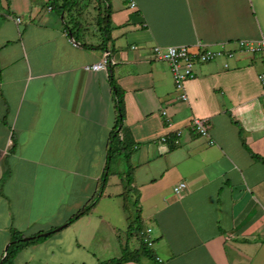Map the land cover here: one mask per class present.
Returning a JSON list of instances; mask_svg holds the SVG:
<instances>
[{"label":"crops","instance_id":"crops-1","mask_svg":"<svg viewBox=\"0 0 264 264\" xmlns=\"http://www.w3.org/2000/svg\"><path fill=\"white\" fill-rule=\"evenodd\" d=\"M110 6L112 43L102 52L82 47L101 44L98 27L79 26L75 41L50 0L0 2V264L17 239L55 230L98 195L116 119L110 77L124 92L121 156L156 260L264 264V161L252 157L264 159V65L235 45L264 34V0ZM154 46L235 55L197 64L182 102ZM104 53L105 71L85 70ZM193 117L205 120L208 138L190 130ZM105 190L87 215L21 246L12 264L73 247L98 264L119 259L123 243L137 249L135 236L120 238V193Z\"/></svg>","mask_w":264,"mask_h":264},{"label":"trees","instance_id":"trees-1","mask_svg":"<svg viewBox=\"0 0 264 264\" xmlns=\"http://www.w3.org/2000/svg\"><path fill=\"white\" fill-rule=\"evenodd\" d=\"M83 0H50L51 7L56 11L58 15L63 14V20L65 23V29L67 31L68 36H70L75 41L77 40L75 29L78 28L80 25L78 24L74 14L77 10V7ZM96 3V8L99 11V14L96 19L98 31L101 37V44L97 47L82 45L84 48H95L100 51H107L108 46L112 43L111 38V30H112V22H111V6L110 2L111 0H93ZM1 2V0H0ZM110 85L112 87V90L114 92L115 97V110H116V119L113 131L110 135V141L109 146L107 150L106 155V164L104 168V172L102 174L101 182H100V189L98 192V195L94 197L89 204H87L85 207L78 210L75 214H73L66 222L65 227L70 226L75 221H77L79 218L87 215L90 210L95 206L98 199L103 194V191L107 185L108 178L110 176V164L112 160L116 156H121L122 154L126 153V150H128L126 147H124L121 142L118 139V133L120 128L123 125L125 112H124V101L123 96L124 92L120 87L116 84V82L113 80L112 77H110ZM124 159H127V155L123 156ZM253 158L262 160L257 156L252 155ZM124 180H122V186H123V193L120 194L121 196H125V198L128 196V194L131 192L133 193V203L132 207L134 208V211L132 214L129 213V217L127 219V231H126V239L129 240L132 237H136L139 239V247L135 250H131L128 248V246L125 244V246L122 249L121 257L119 259H111L105 262H100L98 264H124L127 262H133L139 264V261L142 258H145L149 261V264H160L156 257L153 255L150 247L143 241L144 232L142 230L141 226V217H140V208L138 205V198L137 194L135 193V187H131L132 179H131V170H127L123 173ZM123 199L122 208L123 211L128 210L127 206V199ZM53 231V230H52ZM52 231H49L50 235L52 234ZM44 238V236L32 237L27 242H23L22 239H17L14 244H11V246L8 248V251L6 252V256L2 260L1 264H12L18 250L21 246H23L25 243L33 242L34 240H38ZM15 245V246H14Z\"/></svg>","mask_w":264,"mask_h":264},{"label":"built area","instance_id":"built-area-1","mask_svg":"<svg viewBox=\"0 0 264 264\" xmlns=\"http://www.w3.org/2000/svg\"><path fill=\"white\" fill-rule=\"evenodd\" d=\"M131 6L133 7L134 4H131ZM17 21L19 20L17 19ZM235 45L238 51L258 56L261 63L264 65V34L257 40H239ZM152 54L156 61L168 64L170 73L173 77L175 91L178 92L179 98L182 102L188 100L185 92V84L188 80L194 77L193 69L197 64H205L218 58L228 60L235 55L233 51H214L202 48L193 51L188 46H154L152 48ZM109 64L110 61L108 54L104 53L99 63L86 66L85 70L90 72L105 71ZM225 67H227V64H225ZM258 81L262 86L264 94V73L258 75ZM162 114L165 115L166 113L162 112ZM190 130L201 137L208 138L209 136L205 120L200 118L193 117L190 120ZM161 141H165V138H162ZM209 143L212 144V141H209ZM185 188V183L181 182L174 187L173 192L179 194ZM150 233V230H146L143 237L144 243L148 246L152 245L151 240L148 239Z\"/></svg>","mask_w":264,"mask_h":264},{"label":"rangeland","instance_id":"rangeland-1","mask_svg":"<svg viewBox=\"0 0 264 264\" xmlns=\"http://www.w3.org/2000/svg\"><path fill=\"white\" fill-rule=\"evenodd\" d=\"M121 2L122 0H112V5L114 8H116L118 5H121ZM74 16L78 24L80 25V27L90 28V29L97 28L96 18L98 16V10L96 8V3L93 0H83L77 7V10ZM126 171H127V165L124 162L122 156H116L110 164V176L108 178L107 187L105 188L106 189L105 191L108 192V194L110 193L113 195L115 193H120V194L123 193L124 190L122 186V183H123L122 180H124V177H123L122 172H126ZM115 172H121V173L115 174ZM118 197L119 199L117 202L122 207L123 204H125V202H123V199L125 198V196H121V195L119 196L118 194ZM125 199H127L128 210L124 212L120 211L119 213H120L121 219H123L124 221L123 223L127 224L129 213L132 214L134 211V208L132 207V203H133L132 200L135 198L133 197V193L130 192ZM86 203L83 205V207L87 205ZM145 232L146 231H144V233ZM125 236H126L125 230L121 231L120 238L122 239V241H125L126 239ZM124 245L125 244L123 243L122 246L124 247ZM128 247L130 248V244L128 245ZM53 250L55 249H52V251ZM36 255L39 257V259H43V260L39 262L40 261L39 259H35L32 263H29V264H94L91 256L87 255V253H85L83 249L77 250L76 247H73L72 249H70V252L68 255H65L64 252L63 254H60L58 250H55L53 253L47 250L45 252L43 250L42 252H37Z\"/></svg>","mask_w":264,"mask_h":264},{"label":"water","instance_id":"water-1","mask_svg":"<svg viewBox=\"0 0 264 264\" xmlns=\"http://www.w3.org/2000/svg\"><path fill=\"white\" fill-rule=\"evenodd\" d=\"M64 226H65V225H62V226L56 228L55 230L52 231V233H53V232H56V231H60L61 229L64 228ZM48 235H50V233H45V234L40 235V236H48ZM29 239H30V238H26V239H24V241H28Z\"/></svg>","mask_w":264,"mask_h":264}]
</instances>
